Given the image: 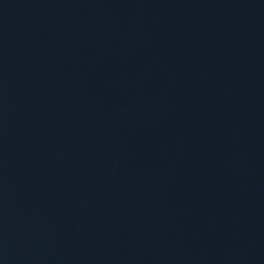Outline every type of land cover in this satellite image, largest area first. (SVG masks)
Listing matches in <instances>:
<instances>
[{
    "label": "water",
    "instance_id": "obj_1",
    "mask_svg": "<svg viewBox=\"0 0 264 264\" xmlns=\"http://www.w3.org/2000/svg\"><path fill=\"white\" fill-rule=\"evenodd\" d=\"M0 264H264V0H0Z\"/></svg>",
    "mask_w": 264,
    "mask_h": 264
}]
</instances>
